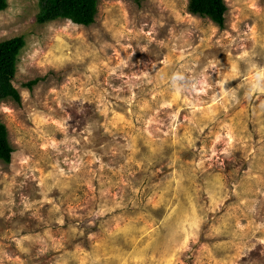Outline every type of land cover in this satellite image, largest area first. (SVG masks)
Segmentation results:
<instances>
[{
  "label": "rangeland",
  "instance_id": "1",
  "mask_svg": "<svg viewBox=\"0 0 264 264\" xmlns=\"http://www.w3.org/2000/svg\"><path fill=\"white\" fill-rule=\"evenodd\" d=\"M224 1L221 28L189 0H98L88 27L8 0L0 264H264V0Z\"/></svg>",
  "mask_w": 264,
  "mask_h": 264
},
{
  "label": "trees",
  "instance_id": "2",
  "mask_svg": "<svg viewBox=\"0 0 264 264\" xmlns=\"http://www.w3.org/2000/svg\"><path fill=\"white\" fill-rule=\"evenodd\" d=\"M140 2L142 0H133ZM40 11L37 23L44 25L59 19L79 26H91L97 15L98 0H39ZM8 7V0H0V12ZM188 10L192 15L208 18L223 27L227 6L224 0H189ZM25 48L23 37L0 42V104L13 101L21 104L20 92L13 86L20 55ZM39 80H32L25 87L32 90ZM14 150L9 142L8 130L0 121V161L10 164Z\"/></svg>",
  "mask_w": 264,
  "mask_h": 264
}]
</instances>
